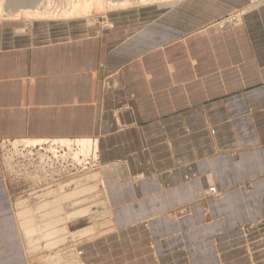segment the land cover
Masks as SVG:
<instances>
[{
	"label": "crops",
	"instance_id": "0c3cea01",
	"mask_svg": "<svg viewBox=\"0 0 264 264\" xmlns=\"http://www.w3.org/2000/svg\"><path fill=\"white\" fill-rule=\"evenodd\" d=\"M244 1L185 0L150 29L142 12L99 34L0 26V139L98 142L107 216L82 264H264V6L208 26ZM9 181L0 167V264H24L28 187Z\"/></svg>",
	"mask_w": 264,
	"mask_h": 264
},
{
	"label": "bare ground",
	"instance_id": "6f19581e",
	"mask_svg": "<svg viewBox=\"0 0 264 264\" xmlns=\"http://www.w3.org/2000/svg\"><path fill=\"white\" fill-rule=\"evenodd\" d=\"M90 1L91 0H76V2L73 3L71 0L72 6L69 14L76 16L84 15L86 11H89L88 9L90 8ZM107 1L108 0H106V2ZM137 1L142 2L145 0ZM16 2H19L20 4L18 5V7L22 8H20L19 10L15 8V10L12 11L8 9L5 13L4 11L2 12L1 7L0 19L12 22L13 18L18 17L16 19L17 21L20 17H26L27 15H32L35 18L44 19V17H47V15H52L53 13L52 11H50V5H48L47 1L41 2L39 4V0H14V4ZM54 2L56 1L54 0ZM61 2L63 3V1ZM110 2L111 1H109V3ZM53 5L54 3L52 4V6ZM62 8H65L64 5ZM61 10L59 9V12H61ZM63 15H65V13ZM85 17L86 16H84V18ZM2 27L7 28V26L5 25H2ZM34 29L35 28H33V30ZM3 30L6 31V29ZM3 30H1V32ZM41 30L46 29L41 28L40 31ZM19 31L20 30H17L15 34L23 33L22 30L20 31V33H18ZM9 146L11 147V149H8ZM19 146L22 148L20 149ZM90 150L94 151V157H97V153L99 151L97 140L91 138H76L73 140L64 138H25L14 140L8 138L0 139V162L2 164V167L5 168V175H11L9 176L11 181L20 182L22 185L32 182L34 184L37 183V186H32V190H30L32 192L29 195H25V198H27V200H24V197H20L18 198L16 204L18 210L23 211L21 216L24 219L25 223H27L24 225L23 229L25 231L24 235L27 239L30 249L29 252H40L42 243L46 244L48 243V241H52L53 239H55V237L61 236L62 234H64L62 238H65V241L74 239V245L72 246L74 248L72 249V251L70 250L66 254L64 253L62 256L50 258L47 261H44V264H60L61 262L62 264H82L80 261L81 252L76 249L75 244L82 240L90 239L91 236H94V234L100 232L102 219L107 216L106 209L98 210L97 208H95V205L91 203L98 198L95 193L100 190L102 193L103 182L101 181V179H99V169L96 172L92 169L87 170L88 168L86 166H88L89 163L97 161V158L96 160L89 159L88 154L91 152ZM20 155L36 156V163H28V161L27 165H22V163L16 165L14 161ZM98 158L100 159L99 155ZM54 165H58L59 169H56L58 167L53 168L52 166ZM21 167H23V169ZM40 168H48L49 171H47L46 169L47 173H45L46 171L43 173L40 172ZM67 177H69V179L63 180V178ZM55 185H57V187H55ZM33 188L37 189L35 190ZM61 191H63V193H61L63 196L58 195ZM64 191L66 192L64 193ZM69 195H71V198L69 197ZM103 196V193L102 195L100 194V199L102 198L104 200L105 198ZM65 202H67V205L62 209L63 203ZM39 204H42V206H40ZM26 207L30 208L28 209L29 212L25 211V209H27ZM79 207L87 209H80ZM101 208L102 207H100V209ZM64 209L68 210L64 211ZM69 210L72 211L70 212ZM33 212L35 213L33 214ZM36 218L39 219L35 221ZM71 227L72 229L70 230ZM76 228H80V230L75 232L74 230H76ZM53 243L58 245V242ZM50 247L53 248V246Z\"/></svg>",
	"mask_w": 264,
	"mask_h": 264
},
{
	"label": "rangeland",
	"instance_id": "374dc122",
	"mask_svg": "<svg viewBox=\"0 0 264 264\" xmlns=\"http://www.w3.org/2000/svg\"><path fill=\"white\" fill-rule=\"evenodd\" d=\"M16 1H20V0H16ZM44 1L45 2L47 1L48 5H50L49 9H50V11L53 12L52 15H47V17H44V19L43 18H41V19L35 18L32 15L31 16L27 15L26 17H20L17 21H16V19L18 17L13 18L12 22L8 21V20L0 19V24H1L0 26L5 25V26H7L6 29H9L12 32H17V30H20V31L22 30L23 33H27L28 31H32L33 28H36L34 30H36L35 32L37 33L38 36H40L41 34H44V32H45V30L40 32L41 28L47 30L48 27L49 28L47 31H52L53 33H56V32L61 31V30H68L69 32L70 31L79 32V31L85 30L86 32H93L94 34H99L101 32L104 33V32H108V31L113 29L114 22L111 21V17H113V15L115 16L117 14H124V15L129 14L131 16H134V17L137 16L138 17V15L141 14V12H142V14H144V15H147V14L149 15L150 21H148V22L147 21H145V22L141 21V23H138L137 26H133V27L139 28L141 26V24L144 22L143 25L146 26V29H150L152 26L150 24L154 23V21H155L154 19H156L158 14L163 13V12L164 13L168 12L171 8H174V7L176 8L180 3L182 4L185 0H156V1L145 0L142 2H138L137 0H108L107 2H106V0L105 1L91 0L90 6H89L90 8L88 9L89 11H86V13H84V15H82V16L81 15L76 16V15L69 14V11H70L71 6H72L71 3L72 2L75 3L76 0L75 1L72 0V2H71V0H55L57 2V4H56V2H54V0H44ZM44 1L39 0V4L41 2H44ZM61 1H63V3ZM109 1H111V2L109 3ZM53 3H54V5L52 6ZM104 3L107 5H105ZM0 4H1L0 8L2 7L1 8L2 12L4 11L5 13L7 12L6 10H8V9L10 11H12V10H15V8H17L18 10L20 8H22V7H18V5L20 4L19 2H16L14 4V0H0ZM58 5H60V6H58ZM63 5L65 7L64 9L62 8ZM263 6H264V0H245L244 2H242V4L240 6H238L236 8L221 10L223 12L219 13V15L215 19H213V21L211 22V25H208V26H210L212 28L215 27L216 29H218L220 31H228L229 29H234V28L240 27L246 22L247 16H249L252 12H255L257 9H259ZM4 8H5V10H4ZM61 8H62V10H61ZM59 9L61 10V12H59ZM63 10H64V12H63ZM57 12H59V13H57ZM64 13H65V15H63ZM89 15H90V17H89ZM84 16H86V17L84 18ZM60 17H61V19H60ZM45 18H47V19H45ZM33 19L38 20V21H35ZM32 22H35V23H32ZM47 23L49 26L47 25ZM9 24L13 28H11L9 26ZM131 24H133V23H131ZM20 25H21V27H20ZM59 27H62V28L60 30H58ZM14 29H16V30H14ZM44 39L46 40V38H44ZM19 148L21 149L22 147L19 146ZM8 149H11V147L9 146ZM99 152L100 151H98V153H97V157H94V155H95L94 151H91L90 152L91 154L90 153L88 154L89 159H91V160L95 159L96 160V158H97V161L89 163L88 166H86L88 168L87 170L92 169L96 172V171H98V169H101L100 159L98 158V155L100 154ZM84 157H86V156H84ZM30 160H33V161H30ZM36 160H37V157L33 156V155H28V156L20 155L15 159L14 162L16 165L21 164V163H22V165H27L28 163H31V162L36 163ZM0 167L5 172V168L2 167L1 162H0ZM52 167L56 168V167H58V165H54ZM21 168L23 169V167H21ZM46 169H47V171H49L48 168H46ZM46 169L40 168V172L44 173L46 171ZM56 169H59V167ZM47 171L45 173H47ZM72 173H74V172H72ZM6 176L8 177V179H10L9 176H11V175H9V176L6 175ZM64 179L67 180V179H69V177L63 178V180ZM32 186H37V183L34 184L32 182V183H27V184L23 185V187H28V188H26V190L24 189L22 192L18 193L19 195H16V198L14 199L16 204H17L18 198H20V197L25 198V195H29L32 192V191H30V190H32ZM55 187H57V185H55ZM79 187H81V186H79ZM37 188H33V189L36 190ZM83 188H85V187H83ZM65 192L66 191H64V193ZM61 193H63V191H61L58 195L63 196ZM22 194H24V195H22ZM100 194L102 195L101 190L98 191L97 193H95V195H97L98 198L96 197L97 199H95L91 203L93 205H95V208H97L98 210H104L106 208L104 205V200L102 198L100 199V197H99ZM66 195H68V194H66ZM69 197L71 198V195H69ZM82 199H84V198H82ZM24 200H27V198H25ZM84 204H86V203H84ZM39 205L42 206V204H39ZM66 205H67V202L63 203L62 209ZM15 207L17 210L16 225H17V228L19 231V235H20V239H21V245H22L23 249L25 250L24 253H26L25 255L27 257V261L24 264H44L43 262L47 261L50 258H53L56 256H62L64 253L66 254L68 251H70V250L72 251V249L74 248V247H72L74 245V241H73L74 239L65 241V238L64 239L62 238L64 234H62L61 236L55 237V239H53L52 241L51 240L48 241V243H46V244L42 243L41 244L42 248H41L40 252L36 251L34 253H30L28 242H27V239L25 238V235H24L25 231L23 229L24 225L27 223H25L24 219L21 216L23 211L18 210L17 206H15ZM87 207H89V206H87ZM100 207H102V208L100 209ZM81 208H83V207H81ZM28 209H30V208L25 209V211L29 212ZM83 209H87V208H83ZM65 210H68V209H64V211ZM85 211H87V210H85ZM34 213L35 212H33V214ZM38 219L39 218H36L35 221H37ZM259 226H260V227H258L259 231L264 230V224H261ZM71 229H72V227L70 228V230ZM263 233H264V231L262 233L257 232L254 235H250V237H251V239L257 238V240L259 242L262 238H264V235L263 236L261 235ZM53 242H58V245L54 244ZM6 244L10 245V247L15 246V244H13L12 242L11 243L8 242ZM8 245H7V247H8ZM75 245H77V244H75ZM0 246H2V245H0ZM50 246H53V248ZM9 252H10V250L7 252L5 251L4 252L5 256L7 254H9ZM10 257H12V256H10ZM0 259H1V254H0ZM54 264H56V263H54ZM60 264H62V262Z\"/></svg>",
	"mask_w": 264,
	"mask_h": 264
}]
</instances>
